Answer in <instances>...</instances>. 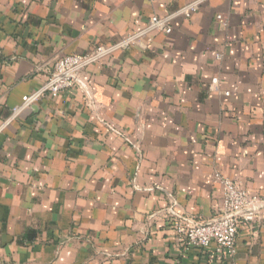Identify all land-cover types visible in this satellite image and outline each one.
<instances>
[{
  "label": "crops",
  "instance_id": "obj_1",
  "mask_svg": "<svg viewBox=\"0 0 264 264\" xmlns=\"http://www.w3.org/2000/svg\"><path fill=\"white\" fill-rule=\"evenodd\" d=\"M194 1L0 0V264H264V207L230 259L171 226L217 215L216 173L264 199V0L175 14ZM152 16L171 32H143L11 119L57 58Z\"/></svg>",
  "mask_w": 264,
  "mask_h": 264
},
{
  "label": "built area",
  "instance_id": "obj_2",
  "mask_svg": "<svg viewBox=\"0 0 264 264\" xmlns=\"http://www.w3.org/2000/svg\"><path fill=\"white\" fill-rule=\"evenodd\" d=\"M200 0L188 3L175 11L190 17L197 10ZM169 16H152L147 28L129 35L121 43L116 45H98L83 54H66L57 58L49 71L45 82L32 92L22 96L21 102L11 108L12 118L19 115L25 109L35 105L43 96H56L60 92L70 89L77 84H82L80 73L90 64L100 61L104 56L122 44L142 43L143 32L160 29L165 33L171 32V26L167 24ZM221 18V15H217ZM219 57V55H217ZM213 81L216 78L212 79ZM1 129V127H0ZM221 185V205L217 215L206 221H192L185 217H175L171 226L177 235L188 247L203 251L213 247V251L225 259L233 257L236 251V240L239 230L249 225L264 207V199L257 194L250 193L244 186L234 179L215 174Z\"/></svg>",
  "mask_w": 264,
  "mask_h": 264
},
{
  "label": "water",
  "instance_id": "obj_3",
  "mask_svg": "<svg viewBox=\"0 0 264 264\" xmlns=\"http://www.w3.org/2000/svg\"><path fill=\"white\" fill-rule=\"evenodd\" d=\"M32 107V106H31Z\"/></svg>",
  "mask_w": 264,
  "mask_h": 264
}]
</instances>
